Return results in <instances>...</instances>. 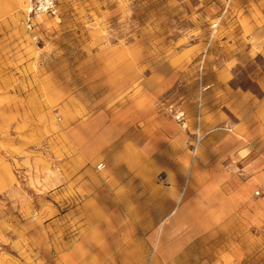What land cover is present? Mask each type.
Here are the masks:
<instances>
[{"label": "rangeland", "instance_id": "rangeland-1", "mask_svg": "<svg viewBox=\"0 0 264 264\" xmlns=\"http://www.w3.org/2000/svg\"><path fill=\"white\" fill-rule=\"evenodd\" d=\"M41 1L0 0V264L52 257L37 237L61 240L90 214L149 224L151 235L135 243L143 257L130 264H264V146L235 184L239 195L197 166L187 180L200 156L197 137L206 135V98L222 91L217 73L228 79L231 108L245 92L261 95L264 0H54L55 9L38 10ZM143 109L151 127L156 118L169 130L177 125L179 167L162 156L149 190H124L109 179L111 161L80 159L70 133L92 123L88 145L97 124L130 134ZM169 166L180 176L181 202L197 209L198 235L176 253L168 249L178 236L169 232L167 257H159L162 212L80 207L150 205L149 194L173 185L163 178Z\"/></svg>", "mask_w": 264, "mask_h": 264}, {"label": "crops", "instance_id": "crops-1", "mask_svg": "<svg viewBox=\"0 0 264 264\" xmlns=\"http://www.w3.org/2000/svg\"><path fill=\"white\" fill-rule=\"evenodd\" d=\"M216 77L215 86L222 91L221 94L209 93L206 98L204 123L201 127L206 135L197 148L200 149L199 158L190 162L187 180L195 174L197 166L196 171L202 173L204 169L207 178L225 179V185L232 190L229 194L239 195L235 184L241 175H246V165L262 160L258 147L264 146V77L259 81L261 95L256 97L250 92H245L241 94L237 106L233 104L232 108L231 96L226 85L228 79L223 71L218 72ZM135 120L141 121L142 124L136 126L135 131L130 134L116 130L106 123H103L99 130L97 124L95 141L89 145L87 140L90 133L87 129L92 128V123H80L70 136L78 144V153L82 161H86L88 156L100 154L104 161H111L115 169L109 179L119 181V186L124 190L137 185L143 186V191H147L153 182L152 167L163 166L160 157L170 159V163H177V142L181 138V132L175 123L169 125V128H173L169 130L163 124L162 118H156L154 127H151L150 113L145 109L140 112V118L137 117ZM169 167L170 172L165 170L163 178L171 179L173 185L158 189L157 194H149L150 205L146 202L141 204L117 202L115 206L84 202L80 203V207L85 211L123 212L148 208L151 212H162L158 219L162 225L158 240L159 257H167L166 244L169 232L178 236L171 240L168 249L176 253L179 245L192 242V236L198 235V222L194 223L197 209L181 202L180 176L171 166ZM77 229L75 232L71 231L69 235L64 234L61 240L57 238L55 242L52 236L47 242L44 241L45 237H37V242L46 243L47 249L51 250L50 254L53 249L55 252L52 257L39 256L34 259L33 264H114L111 262L113 259L116 261L115 264H120L119 259L123 261L121 264H130L126 262L127 259L143 257L135 243L145 242L147 235H151L149 224L143 225L134 218L120 217L119 214H112L104 219H99L96 214H90Z\"/></svg>", "mask_w": 264, "mask_h": 264}, {"label": "built area", "instance_id": "built-area-1", "mask_svg": "<svg viewBox=\"0 0 264 264\" xmlns=\"http://www.w3.org/2000/svg\"><path fill=\"white\" fill-rule=\"evenodd\" d=\"M38 10H46V9H48V10H53V9H55V3H54V0H42L41 2H39V4H37L36 6H35ZM200 116H201V111H200ZM181 117H183V114L181 113V114H179V115H177V118L178 119H180ZM198 139H197V142H200V140H199V137H197ZM196 145H197V143H196ZM101 167H103V164H99L98 165V168H101Z\"/></svg>", "mask_w": 264, "mask_h": 264}, {"label": "bare ground", "instance_id": "bare-ground-1", "mask_svg": "<svg viewBox=\"0 0 264 264\" xmlns=\"http://www.w3.org/2000/svg\"><path fill=\"white\" fill-rule=\"evenodd\" d=\"M199 140L201 141V138H199ZM196 143H197V148H198V145L200 144V142H197V140H196Z\"/></svg>", "mask_w": 264, "mask_h": 264}]
</instances>
